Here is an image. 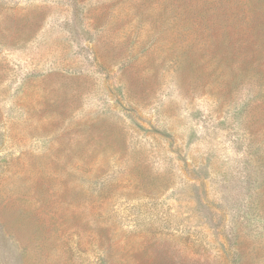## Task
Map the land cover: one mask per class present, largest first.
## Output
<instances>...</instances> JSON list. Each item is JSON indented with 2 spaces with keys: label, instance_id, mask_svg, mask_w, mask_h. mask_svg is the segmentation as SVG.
Masks as SVG:
<instances>
[{
  "label": "rangeland",
  "instance_id": "374dc122",
  "mask_svg": "<svg viewBox=\"0 0 264 264\" xmlns=\"http://www.w3.org/2000/svg\"><path fill=\"white\" fill-rule=\"evenodd\" d=\"M258 81L256 0H0V264H264Z\"/></svg>",
  "mask_w": 264,
  "mask_h": 264
},
{
  "label": "trees",
  "instance_id": "16d2710c",
  "mask_svg": "<svg viewBox=\"0 0 264 264\" xmlns=\"http://www.w3.org/2000/svg\"><path fill=\"white\" fill-rule=\"evenodd\" d=\"M259 5H263L264 6V0H256ZM259 87L262 89L264 87V84H262L261 82L258 81ZM252 87V85H251Z\"/></svg>",
  "mask_w": 264,
  "mask_h": 264
}]
</instances>
